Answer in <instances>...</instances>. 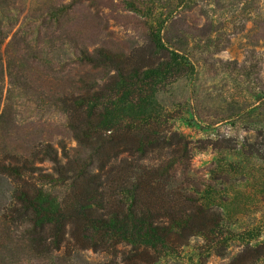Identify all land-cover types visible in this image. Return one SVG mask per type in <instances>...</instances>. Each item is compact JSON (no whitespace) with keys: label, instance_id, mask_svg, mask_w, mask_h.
Here are the masks:
<instances>
[{"label":"trees","instance_id":"16d2710c","mask_svg":"<svg viewBox=\"0 0 264 264\" xmlns=\"http://www.w3.org/2000/svg\"><path fill=\"white\" fill-rule=\"evenodd\" d=\"M203 1L0 0V264H115L118 245L130 247L126 262L168 263L186 248L201 264L235 242L244 249L228 264L264 261V224L245 210L229 213L240 202L224 188L232 175L246 180L237 156L264 161L257 67L253 80L245 74L252 102L225 117L248 134L214 142L224 154L216 168L195 169L186 138L166 133L169 121L203 124L190 111L169 114L174 99L161 90L197 74L191 52L207 60L224 48L211 23L198 25ZM221 1L229 0L213 3ZM105 11L140 45L118 41ZM69 140L76 146L61 165L55 144ZM163 151L171 155L163 164H144ZM44 162L58 177L42 173ZM103 175L106 192L98 190ZM87 251L99 259L87 260Z\"/></svg>","mask_w":264,"mask_h":264},{"label":"rangeland","instance_id":"374dc122","mask_svg":"<svg viewBox=\"0 0 264 264\" xmlns=\"http://www.w3.org/2000/svg\"><path fill=\"white\" fill-rule=\"evenodd\" d=\"M195 14H198L199 27H203L205 23H211L210 26L216 32L214 33L216 38L224 48L213 53L207 60L191 52L194 56L193 61L196 60L199 64L197 74L188 78L170 80L161 90L166 98L174 99L175 108L168 109L169 114L176 117L180 114L186 115L190 111L199 118L200 122H203V124L194 126L193 123L188 124L182 120L169 121L165 128L166 133L174 131L184 136L189 142L194 168L207 170L211 167L216 168L219 157L222 155L217 153L213 147L217 139L223 137L240 141L248 134L239 124L233 127L230 121L225 120V117L236 106L245 107L252 102L246 91L248 82L245 74L249 73L250 79L253 80L254 75L250 73L253 66L257 67V76L264 81V0H243L242 2L229 0L225 3L221 1L219 5L213 3V0H207L199 2ZM103 16L109 21V31L115 33L118 41H130L132 44L140 45L137 34L129 27L114 26V21L111 20L114 14L105 11ZM4 47L5 44L2 46V51ZM188 80H191L190 84ZM75 146L74 140L55 144L56 155L61 165L66 164L68 161L66 156H71V149ZM124 156H118L117 161ZM169 156H171L169 151L156 152L151 154L144 164L154 168L163 164ZM234 162L237 163L238 168L240 166L239 169L246 180L239 182L233 178V175L230 176L231 182L224 188L235 195L240 205L230 207L228 211L231 214H239L245 210L251 218L255 214L257 221L264 224V161L237 156ZM38 166L42 168V173H50L53 178L58 177L54 172L56 166L50 162H44ZM104 179L103 175L100 180L101 185H98V190L102 192L107 191ZM27 181L29 182L30 179ZM70 182L71 180L66 179L63 183L66 187L64 185L57 187V190L62 192V196L69 195ZM210 183L215 185V188L221 186L220 182ZM8 188L11 190L14 187L8 185ZM244 220H240L236 225L237 228H245ZM263 239L264 235L259 240ZM190 245L198 248L202 245V241L194 239ZM243 249V244L235 242L227 250L224 258L211 256L202 260L201 264H228ZM115 251L113 258L115 264H135L134 261H125L126 258L133 257L130 247L118 245ZM179 251H181V256L178 259L168 263L162 261L159 264H189V258L195 261L194 250L181 248ZM84 256L89 261L99 259V256L92 251L85 252ZM258 264H264V261Z\"/></svg>","mask_w":264,"mask_h":264}]
</instances>
